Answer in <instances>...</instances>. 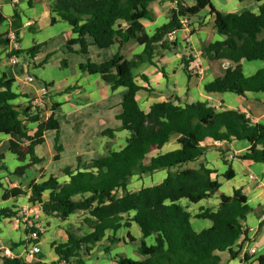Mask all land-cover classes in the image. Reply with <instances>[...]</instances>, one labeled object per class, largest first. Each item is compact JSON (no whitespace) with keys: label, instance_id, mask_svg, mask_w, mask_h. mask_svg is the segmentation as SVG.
<instances>
[{"label":"trees","instance_id":"1","mask_svg":"<svg viewBox=\"0 0 264 264\" xmlns=\"http://www.w3.org/2000/svg\"><path fill=\"white\" fill-rule=\"evenodd\" d=\"M33 1H29V6ZM49 1L51 25L60 20L75 36L67 42L70 53L75 52V45L80 46L83 54H88L90 45L105 50L116 43L122 47L134 42L143 47V52L132 60L117 54L107 62H87L79 67L83 73L98 75L112 90H127L120 105L122 111L117 116L119 127L107 129L102 135L112 138L118 131H127L129 136L122 149L109 150L104 157L90 160L77 157L74 167L61 172L68 178L65 182L51 175L40 182L32 180L26 190L22 185L4 189L5 200L28 196V203L38 207L47 218L66 222L73 215L81 214L82 219L76 231L66 229L64 242L51 243L56 260L46 262V255L39 253L29 263L22 257L2 256L0 249L1 264H88L95 247L103 243L108 244L103 249L105 256L116 264H221L222 253L236 257L233 247L240 243L238 250H241L248 242L245 223L252 209L241 189L234 190L231 195L219 193L222 185L218 173L207 168L204 157L209 148L204 143L207 140L245 143L247 150L236 158L245 163L264 164V124L238 109L223 107L218 110L207 103H186L177 97L154 102L148 111H144L137 95L140 91L153 90L137 83L136 70L144 63L157 66L164 53L177 52L179 45L167 37L185 29L182 19H196L201 26L199 15L206 11V16L214 19V29L221 40L202 45L200 57L228 67L204 86L205 92L231 93L245 99L250 94L264 93V67L247 75L244 65L245 62L264 63V0H256L257 12L247 10L227 14L216 9L214 0H173L175 6L168 12V23L156 29L152 36L147 34L143 22L152 21L150 6L157 0ZM189 1L194 4L190 6ZM20 20L16 6L10 20L0 10V27L11 22L18 28ZM194 31L193 27L191 35ZM15 34L16 43H19L18 31ZM8 35H0V46H10ZM44 47L45 44H34L24 50H12L9 57L24 55L25 59L33 61L43 53ZM196 61L192 55L182 57L183 72L189 80L198 76L191 70ZM33 64L39 68L45 62ZM140 78L148 84L145 75ZM13 83L14 80H8L6 75L0 78V135L27 137L26 124L42 122L43 115L50 111L43 125L56 131L53 160L59 161L63 151L59 145L60 105L54 102L39 107L32 106L30 101L27 106L15 105L18 95L13 91ZM46 88L48 90L49 85L46 84ZM259 102L264 105V101ZM173 141L176 148L166 150ZM36 146L37 143L31 140L28 146L13 151L21 163L29 158L28 164L13 173L3 165L0 172L26 176L32 166L45 161L37 156ZM221 156L228 167L223 178L231 180L232 166L225 160V152L222 151ZM164 170L167 175L159 184L129 190L134 177L153 176ZM215 195L219 196L218 207H201L195 215L181 204L187 200L189 204L197 205ZM16 208H1L0 224L18 216ZM193 219L210 221L211 226L197 232L192 226ZM132 225L141 232L137 247V253L143 258L141 261L111 253V247L118 241V233ZM33 230L26 228L25 232L28 235ZM41 237L42 233L35 242L40 243ZM151 237L154 244L148 246L145 240ZM131 242L135 243L132 238ZM22 245L13 244L10 250ZM257 264H264V255L257 259Z\"/></svg>","mask_w":264,"mask_h":264},{"label":"crops","instance_id":"2","mask_svg":"<svg viewBox=\"0 0 264 264\" xmlns=\"http://www.w3.org/2000/svg\"><path fill=\"white\" fill-rule=\"evenodd\" d=\"M29 1L30 0H0V10L7 19L10 20L14 15L15 6L21 17L19 23L20 27L18 28L13 27L11 22L0 27V35L5 33H9L10 35L13 32L16 33V31L19 33V43L12 41L8 35L10 46H0V78L6 75L8 80H14L13 91L18 95L14 104L27 106L31 99L37 97L41 98L45 92L46 97L44 100L48 106L54 102L60 105V110L58 112L59 118L63 115L62 117H64L67 127L72 128L70 138L74 139L76 143L72 146V152L69 155L66 154L67 152L63 146L60 159L56 162H63V167L60 168L61 170L74 167L76 159L79 156L85 160H90L106 156L109 150L122 149L129 136L127 131H118L112 138L103 136L102 132L107 129L119 127L120 122L117 120V116L122 111L120 105L127 90L125 88L112 90V88L104 83L98 75L83 73L80 71L79 67L81 64L87 62L94 64L107 62L117 54L122 55L127 60H131L143 52V47L134 42H129L122 47L116 43L111 48L105 50L90 45L88 54H83L80 50V46L75 45L73 47L75 52L70 53L67 50V42L75 36L72 34L68 25L58 19L56 24L51 25L50 19L52 13L50 1L34 0L32 6H29ZM188 4L192 6L194 2L189 1ZM213 5L218 11L224 14L247 11L250 9V5L251 10L249 11L257 12L258 10V2L256 0L244 2L226 0V3H221L220 0H214ZM174 6L173 0H157L150 6L153 19L152 21L143 22L148 35L152 36L156 29L168 23V12ZM198 20L202 21L201 26H198L197 20L189 21L190 26L188 28L175 34V41L179 45L177 52L164 53L159 58L157 66L144 63L136 70L137 83L143 88H150L153 90L151 92L140 91L138 93L137 100L140 107L144 111H148V108L154 102L167 101L177 97L182 99V102L186 103H207L218 110H221L223 107L238 109L247 114V116L252 117L255 121L264 124V105L259 102L264 101V93L250 94L248 99H245L231 93L209 94L205 92L204 86L213 81L218 75H221L223 73V68L225 69V65H221L217 62L210 63L200 57L202 45L214 43L221 40V37L214 29V19L212 17L203 16V19L199 18ZM27 22H31L32 25L30 27L27 26ZM43 27H45L44 30ZM193 27L195 31L191 35ZM38 35L39 38H37ZM88 42L91 44L90 40H88ZM30 43H32V45L29 46ZM34 44H45L43 53L36 59L23 62L19 60L18 65H13L11 63L9 54L12 50H24L32 47ZM192 54L197 55V61L191 65V70L198 76L189 80L183 72L182 57ZM43 62H45V64L39 68H35L33 64L35 63V65H38ZM253 64L254 63L245 62V72L247 75H252L256 70L264 67V63H261L256 66L255 69H252L254 66ZM33 67L34 70L32 71L31 68ZM142 75L147 77L149 81L148 84L141 80L140 76ZM27 76H32L35 80L32 83H27ZM46 84L49 85L48 90ZM80 99H85V103L79 104L74 102ZM242 104H245L246 107H242ZM65 106H67L66 111H64ZM49 115V112L44 114L42 122L40 123L26 124L29 130L27 137L11 138L0 135V155L3 156V158H0V167L7 165L9 170L13 173L17 168L28 164L29 158H27L24 163H21L17 161L13 151L19 147L28 146L31 140H34L37 143V156L43 158L45 161L31 167L30 170L34 169L38 173L33 181L40 182L51 175L60 178V182L68 180V178L64 177L60 172H58V174L49 173L44 166L48 161L55 163L53 160L54 154L46 158L43 152L46 142L49 139L50 132H54L53 129H49L43 125ZM59 124L61 138L62 124L60 120ZM84 128L90 129L91 140L93 137L98 138L95 144L85 139ZM54 138L55 135L53 134V141ZM80 140H82V142ZM114 141H116L115 144L109 146V144H112V142L114 143ZM204 145L209 148L204 157L207 168L218 173L219 182L222 185L219 193L231 195L234 190L241 189L247 196V202L252 209L245 223L246 228L253 229V231L247 232L248 242L242 246L241 250H238V245L240 243H237V246L235 245L233 247V252H237V256L234 258L231 257V254L228 252L222 253L221 264H257V259L264 255V164L245 163L236 158L247 150L248 146L245 143L237 142L229 144L207 140ZM172 148H176L174 141L165 147L166 150ZM222 151L226 153L225 160L232 166L233 173L231 180L223 178L228 167L222 160ZM234 154L236 156H234ZM202 161L203 159L201 162ZM166 175L167 172L164 170L149 177L158 179L156 184H159L164 180ZM251 175L254 176V179L250 178ZM225 184L229 185V189L226 192H222V188ZM20 185L22 184L19 183L18 179L12 181L6 175H2V171L0 172V209L15 206L17 207L15 211L18 212V216L5 219L0 224V247L10 250L11 246L2 245V243L9 241L13 246V244L23 242V246H20L14 251L10 250L14 256H21L26 246V235L24 238L17 230L24 228V218L21 219V211H19L17 206L20 200L26 201L25 209L32 207L34 210H39V214L42 215L38 207L31 206L28 203V196L17 200H5L3 198L4 189ZM22 187L24 190L27 189L26 185H22ZM219 202V196L215 195L197 205H191L187 200H183L181 204L188 207L189 212L195 215L201 207L205 209H216ZM29 217L30 215L27 214L25 220ZM55 221L58 222L59 231L62 230L65 232L66 224L69 221L62 222L59 219H55ZM192 226L195 231L201 232L209 228L211 222L193 219ZM45 231H47L46 228ZM117 238L118 241L111 247V253H113V255L116 254L128 258V249H130L132 254H136L135 261H141L143 259L142 256L137 253V247L140 244L142 236L140 229L136 225H132L130 229H122L118 233ZM131 238L135 243L131 242ZM145 241L148 246L154 244V239L152 237L147 238ZM52 242L54 241H49L46 244L51 246ZM41 244H43V240ZM103 245L104 243L95 247L93 257L88 261V264H116L105 256ZM251 248L256 249L254 255L250 253ZM43 251L45 250L43 249ZM15 253H20L21 255H15ZM45 255L46 262L56 260L52 248ZM93 258L95 260H92ZM1 263L0 261V264Z\"/></svg>","mask_w":264,"mask_h":264},{"label":"rangeland","instance_id":"3","mask_svg":"<svg viewBox=\"0 0 264 264\" xmlns=\"http://www.w3.org/2000/svg\"><path fill=\"white\" fill-rule=\"evenodd\" d=\"M220 1H221V3H226V0H220ZM248 10H251V5H250V9H248ZM206 15H207V12L204 11V12H202L199 15L200 16L199 18L203 19V16L206 17ZM44 29H45V27H43V30ZM37 38H39V35H38ZM13 41L16 43V39H14ZM30 45H32V43H30L29 46ZM24 57H25L24 55H21L19 57L20 58L19 60H21L22 62L23 61H27L28 59H25ZM11 58H10V60H11ZM8 60H9V58H8ZM260 64H261V62H254V64H253L254 66L252 67V69H255V67L260 65ZM31 69L33 71L34 67L31 68ZM74 102L75 103H79V104H84L85 103V99H80V100L74 101ZM66 107L67 106H65L64 111H66V109H67ZM242 107H246V105L242 104ZM62 116L63 115H61V117L59 118V120H60V122L62 124V131H61L62 137L59 140V145H61L62 147L64 146V148H65V150L67 152L66 154L69 155L72 152V146L74 144H76V143H75L74 139L70 138V134H72L71 133L72 132V128L71 127H67L65 119ZM84 129H85V139L87 141L91 142L92 144H95L98 141V138L93 137V139L91 140L90 129H88V128H84ZM53 131L54 132H50L49 139L47 140L46 145H45V147L43 149V152H44V155H45L46 158H49L51 154L55 155V150H54L55 143L52 140V136H53V134L56 135V131L54 129H53ZM105 139H107V138H105ZM80 141L82 142V140H80ZM115 142L116 141H114V143L112 142V144H109V146H112L113 144H115ZM235 143H237V142H235ZM238 143H242V142H238ZM6 145H8V144H6ZM234 156H236V155L234 154ZM44 166H45L46 170H48L49 173H57L58 174V172H60V173L62 172V170L60 168L63 167V162L62 163H56V162L52 163V161L51 162L48 161ZM6 167L9 169V167L7 165H6ZM36 174H38V173L34 169L28 171L27 175L24 176V177H17V176H14V175H8L7 172L2 171V175H6L12 181L18 179L19 183L22 184L23 186L26 185L27 188L29 186V183L35 178ZM157 181H158V179H155V178L149 177V176H146V177H138V176H136L130 181L129 190H138L141 187H147V186L155 185L157 183ZM228 189H229V185L225 184L223 186V188H222V192H226ZM45 198H47V194L45 195ZM25 202L26 201H24V200H20L19 204L17 205L18 208H19V211H21L20 212L21 213L20 215L22 217L21 219L24 218V221H23L24 222V228H20V229H17V230L20 233V235H22L25 238V235H26L25 230L27 228L28 222L31 221V219H34L37 222H39L40 226H43V227H45L47 229V231H44V233L42 234V237H41L40 243H39L40 249L42 250V253L46 254L48 251L51 250V246H49L46 243L49 242V241H54V242L65 241L66 234L62 230L59 231L58 222H56L55 219L46 218L45 216H43V214L40 215L39 214L40 213L39 210H34V208H32V207L25 209L26 208L25 207ZM27 214H29L30 217L25 220V217H26ZM37 215H38V217L36 218ZM49 219H51V220H49ZM81 219H82L81 214L73 215L68 220L69 222L66 224V229L76 231L77 228L80 227L79 225L81 223ZM42 240H43V244H41ZM22 243L23 242H21L19 244L22 245ZM3 244H5L6 246H12V244L9 241H5V243H2V245ZM107 245H103V247H105ZM42 247H43V249L45 251H43ZM128 253H129V255H128L129 257L128 258H131V259L135 260V255L136 254H132V251H130V249H128ZM15 255H21V254L20 253H15ZM94 258L92 260H95Z\"/></svg>","mask_w":264,"mask_h":264},{"label":"built area","instance_id":"4","mask_svg":"<svg viewBox=\"0 0 264 264\" xmlns=\"http://www.w3.org/2000/svg\"><path fill=\"white\" fill-rule=\"evenodd\" d=\"M182 23L184 24L185 28H188L190 26V22L187 19H182ZM27 26H31L32 23L31 22H27L26 24ZM175 35H169L167 38L170 42H175ZM9 38L13 41L14 39H16V34L13 32L9 35ZM192 56L194 58H197V55L192 54ZM11 63L13 65H18L19 64V58L17 56H13L11 58ZM201 73V71H200ZM34 77L32 76H27L26 77V81L27 83H32L34 81ZM46 97V93L44 92L41 98H33L30 100V103L32 104V106H44V104L46 105V101L44 100V98ZM49 113H51L50 111H48ZM251 179H254V176L251 175L250 176ZM38 217V215L36 216V218ZM27 228H33L34 230L31 231L28 235L26 234V246H25V251L23 252V254L21 256H17V257H22L24 258L26 261H28L29 263H31L34 259L35 256L39 253H41V249H40V245L39 243H36L35 241L39 238V234L43 233L45 231V227L40 226L39 222H37L34 219H31V221L28 222ZM249 231H253V229L251 228H247V232ZM0 249L3 251L2 256H7V257H16L14 255H12L11 251L9 249H2L0 247ZM250 253L251 254H255L256 253V249L255 248H251L250 249Z\"/></svg>","mask_w":264,"mask_h":264},{"label":"water","instance_id":"5","mask_svg":"<svg viewBox=\"0 0 264 264\" xmlns=\"http://www.w3.org/2000/svg\"><path fill=\"white\" fill-rule=\"evenodd\" d=\"M225 67H228V65L226 64Z\"/></svg>","mask_w":264,"mask_h":264}]
</instances>
